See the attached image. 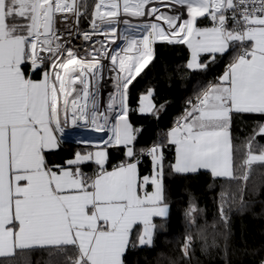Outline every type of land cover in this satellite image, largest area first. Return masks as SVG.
Masks as SVG:
<instances>
[{"label": "snow or ice", "instance_id": "snow-or-ice-1", "mask_svg": "<svg viewBox=\"0 0 264 264\" xmlns=\"http://www.w3.org/2000/svg\"><path fill=\"white\" fill-rule=\"evenodd\" d=\"M89 7V30H81ZM117 40L125 46L112 47ZM157 41L186 45L193 71L231 58L164 137L137 148L142 129L128 119L129 86L153 59ZM104 60L117 73L106 106L99 99ZM153 99L149 89L138 111L158 118L164 106ZM237 115L264 118V0H0V258L54 250L49 255L62 264H125L130 248L154 246V218L168 217L166 166L172 174L204 169L213 178H237ZM69 125L110 135L95 151L50 164L46 153L58 149L56 134ZM260 137L264 119L246 140L244 181L253 165L264 166ZM112 147H122L124 159L109 170ZM173 149L174 162L166 165L165 151ZM144 157L152 169L141 176ZM89 163L96 166L91 174L83 171ZM230 199L221 193L225 225ZM198 211L189 205L190 224ZM200 237L207 251L203 229ZM193 255L188 234L169 264H192Z\"/></svg>", "mask_w": 264, "mask_h": 264}, {"label": "trees", "instance_id": "trees-1", "mask_svg": "<svg viewBox=\"0 0 264 264\" xmlns=\"http://www.w3.org/2000/svg\"><path fill=\"white\" fill-rule=\"evenodd\" d=\"M93 2L88 0L89 5ZM91 10L89 7V16L81 20L82 30L89 27ZM189 57L190 51L184 44L155 43L153 59L130 85L128 119L135 128L142 129L136 141L137 148L151 146L158 140L157 134L161 130L169 131L188 100L209 81L222 75L231 58L226 55L210 65L206 72H201L187 69ZM39 77V73L33 75V79ZM149 89L153 90L156 107L164 106L158 118L138 111L140 97ZM261 119L264 118L259 115H237L233 119V143L240 149L236 154V179L213 178L208 171L172 174L166 166L164 184L168 217L154 220L158 226L154 246L130 248L124 257L125 264H169L171 259L179 258L180 245L188 234L193 236L194 242L192 264H260L264 259V166L253 165L248 181H244L245 169L239 165L245 155L246 140ZM259 142L264 144V137H260ZM77 147L75 143L63 142L58 150L46 153L47 160L50 164H63L83 150ZM108 152V169L124 159L122 147L109 148ZM165 155L166 165L174 162V149L166 150ZM151 169L150 158L139 165L141 176L149 175ZM95 170L94 164L83 166V171L89 174ZM222 192L234 197L226 205L227 225L220 219ZM191 204L199 210L195 225L190 224L185 215ZM202 229L208 244L212 245L207 251L203 250L204 241L200 237ZM50 251L54 252L38 251L31 256L1 258L0 264H62V258L58 261L55 255H49Z\"/></svg>", "mask_w": 264, "mask_h": 264}, {"label": "built area", "instance_id": "built-area-1", "mask_svg": "<svg viewBox=\"0 0 264 264\" xmlns=\"http://www.w3.org/2000/svg\"><path fill=\"white\" fill-rule=\"evenodd\" d=\"M134 23H135V21H133ZM81 23V22H80ZM81 28V27H80ZM82 30V29H81ZM87 30H89V27H88V29ZM124 30V26L123 25H121V28H120V31H123ZM131 34H137V35H139V33L138 32H132ZM94 39H102V37H94ZM74 43H75V45L77 46V47H80L84 42H83V40L82 39H77V40H75L74 41ZM156 43H164V42H159V41H157ZM113 46V45H112ZM130 87V86H129ZM186 107H188V104L186 103V105H185V107H184V109H183V111H182V114L184 113V110H185V108ZM182 114L180 115V116H182ZM179 116V117H180ZM178 117V118H179ZM177 118V119H178ZM176 119V120H177ZM176 122V121H175ZM175 122H174V124H175ZM174 126V125H173ZM92 131V130H91ZM94 132H96L95 130H93ZM168 131H166V130H161L160 131V133H158L157 134V139H159V138H161V137H164L165 135H166V133H167ZM98 133H100V134H102V135H100V136H98V137H95V138H93V137H89V136H80V135H77L78 137H75V136H73V135H71V134H67V133H63V134H60V133H57V138H58V141H59V146H61V144L63 143V142H72V143H75L76 145H78V146H80V147H83V148H88V149H95V148H97V145H101L102 146V141H104V140H106L107 138H108V136L106 137V134H105V132H98ZM104 135V136H103ZM146 158H150V157H144L143 159H142V162L141 163H143L144 162V160L146 159Z\"/></svg>", "mask_w": 264, "mask_h": 264}, {"label": "bare ground", "instance_id": "bare-ground-1", "mask_svg": "<svg viewBox=\"0 0 264 264\" xmlns=\"http://www.w3.org/2000/svg\"><path fill=\"white\" fill-rule=\"evenodd\" d=\"M133 35V34H132ZM125 46V42L123 40H117L116 41V44H114L112 47L114 48H122ZM102 63L106 66V69L104 71V79L100 82V85H99V92H100V102L103 106H106V103H107V100H108V96H109V93H112L115 91V88H114V83H115V80H114V77L116 76V72L114 71H110L109 68L107 66L110 65V61L108 60H104L102 61ZM119 110L118 106H117V111ZM83 123V122H81ZM84 130H94L92 128H81V127H73L71 125H69V127H67L64 131V133H67V134H71L75 137H78L77 134L84 131ZM106 134V137L108 135H110L109 132H105Z\"/></svg>", "mask_w": 264, "mask_h": 264}, {"label": "water", "instance_id": "water-1", "mask_svg": "<svg viewBox=\"0 0 264 264\" xmlns=\"http://www.w3.org/2000/svg\"><path fill=\"white\" fill-rule=\"evenodd\" d=\"M77 135H80V136H89V137L95 138V137H98V136H100L102 134H100L98 132L91 131V130L90 131L89 130H84V131L78 133Z\"/></svg>", "mask_w": 264, "mask_h": 264}, {"label": "crops", "instance_id": "crops-1", "mask_svg": "<svg viewBox=\"0 0 264 264\" xmlns=\"http://www.w3.org/2000/svg\"><path fill=\"white\" fill-rule=\"evenodd\" d=\"M189 59H190V57H189ZM40 78V77H39ZM39 78H35V79H39ZM57 135V134H56ZM58 149H59V147H58ZM58 149H56V150H58ZM96 149V148H95ZM56 150H53V151H56ZM53 151H49V152H53ZM80 151H84V149L83 150H80ZM151 167H152V164H151ZM109 170H111V169H109ZM199 171H208V170H204V169H201V170H199ZM198 171V172H199ZM208 172H210V171H208ZM150 175V174H149ZM149 191H151V188H149L148 189ZM155 219H157V218H154V220ZM4 258H8V257H4ZM1 259V258H0Z\"/></svg>", "mask_w": 264, "mask_h": 264}, {"label": "rangeland", "instance_id": "rangeland-1", "mask_svg": "<svg viewBox=\"0 0 264 264\" xmlns=\"http://www.w3.org/2000/svg\"><path fill=\"white\" fill-rule=\"evenodd\" d=\"M154 46H155V44H154ZM154 46H153V47H154ZM145 94H147V93H145ZM145 94H144V95H145ZM77 148H78V149H81V148H82V149H84V151H85V150H92V151H95V150H96V149L83 148V147H80V146H78Z\"/></svg>", "mask_w": 264, "mask_h": 264}]
</instances>
